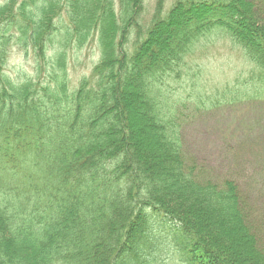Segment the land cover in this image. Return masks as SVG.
<instances>
[{
    "label": "trees",
    "instance_id": "1",
    "mask_svg": "<svg viewBox=\"0 0 264 264\" xmlns=\"http://www.w3.org/2000/svg\"><path fill=\"white\" fill-rule=\"evenodd\" d=\"M248 1L159 0L149 23L141 0L0 1V264H264L259 210L186 156L163 88L215 31L264 76ZM93 42L72 87L69 52ZM15 48L33 61L11 77Z\"/></svg>",
    "mask_w": 264,
    "mask_h": 264
},
{
    "label": "rangeland",
    "instance_id": "2",
    "mask_svg": "<svg viewBox=\"0 0 264 264\" xmlns=\"http://www.w3.org/2000/svg\"><path fill=\"white\" fill-rule=\"evenodd\" d=\"M141 1L142 20L149 23L159 0ZM174 1L162 0L165 12ZM250 2L264 21V1L249 0L248 5ZM98 55L94 42L70 50L68 73L72 87L82 75L90 73ZM32 61L31 53L26 56L15 48L7 73L14 77L24 71L31 72ZM163 88L170 102L169 110L180 127L179 139L186 156L211 171L214 177L237 182L240 191L246 193L249 210H259L257 216H261L256 225L264 229V76L261 71L230 37L215 31L198 40L181 76L167 80ZM134 111L131 113L132 121L136 120L134 134L143 137L147 146H153L151 130L142 129L138 123L137 116L144 113ZM163 149L157 150L158 155ZM169 165L165 163L167 168ZM172 178L169 175L168 179ZM166 247L164 242L159 246L161 250ZM169 257L173 258L171 253Z\"/></svg>",
    "mask_w": 264,
    "mask_h": 264
}]
</instances>
